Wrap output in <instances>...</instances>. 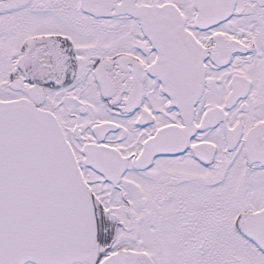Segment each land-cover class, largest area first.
<instances>
[{"label": "snow or ice", "instance_id": "1", "mask_svg": "<svg viewBox=\"0 0 264 264\" xmlns=\"http://www.w3.org/2000/svg\"><path fill=\"white\" fill-rule=\"evenodd\" d=\"M0 264H264V0H0Z\"/></svg>", "mask_w": 264, "mask_h": 264}]
</instances>
